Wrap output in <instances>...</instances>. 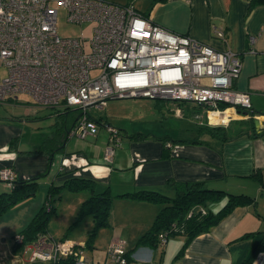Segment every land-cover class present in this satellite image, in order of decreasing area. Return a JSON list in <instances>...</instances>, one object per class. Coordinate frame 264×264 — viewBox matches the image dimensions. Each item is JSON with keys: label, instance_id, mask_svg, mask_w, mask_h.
Masks as SVG:
<instances>
[{"label": "crops", "instance_id": "1", "mask_svg": "<svg viewBox=\"0 0 264 264\" xmlns=\"http://www.w3.org/2000/svg\"><path fill=\"white\" fill-rule=\"evenodd\" d=\"M146 1L145 8L144 5L141 9L133 6L153 23L216 50L230 49L238 55L242 66L233 85L248 92L250 109L257 113L254 117L260 122L256 131H264V3L251 6V0ZM214 27L222 29L224 38L215 35ZM250 37H253L252 41ZM45 109L56 116L64 114L60 150L52 154L31 152L37 150L42 140L51 136L54 130L33 148H23L20 143L13 142L21 129L14 123L0 122V168H12L17 180L38 177L37 183L44 186L79 176L91 179L96 192L108 189L113 197L108 227L116 223L117 206L132 211L128 218L118 222L128 226L129 230L114 231L107 237L108 243L123 242L127 251L135 247L126 264H241L256 245L262 247L251 264H264V202H260V199L264 200V134L224 141L217 136L193 139L146 136L140 131L133 133L115 127L121 138L111 164L102 160L109 137L104 128L108 124L105 119L92 117L87 112V125L89 122L92 125L86 136L88 139L84 137L81 142L69 134L81 114L79 109H74L70 122L64 107ZM178 113L182 115V112ZM99 125L104 129H99ZM169 180L205 181L208 187L247 194L254 201L234 207L210 230L194 236L184 249L183 235L169 236L164 244L159 243L156 247L136 246L161 204L120 194L153 190L172 196L175 191ZM8 190L3 188L2 191ZM79 241L84 243L82 238ZM92 244L97 245L96 242ZM9 260L14 264V259ZM2 262L5 264L4 260ZM104 264L110 263L105 261Z\"/></svg>", "mask_w": 264, "mask_h": 264}, {"label": "built area", "instance_id": "2", "mask_svg": "<svg viewBox=\"0 0 264 264\" xmlns=\"http://www.w3.org/2000/svg\"><path fill=\"white\" fill-rule=\"evenodd\" d=\"M59 10L71 23H88V32L60 35ZM213 32L224 38L222 29L214 27ZM241 66L234 51L216 50L155 24L132 3L0 0V102L26 93L37 107L79 109L69 134L80 138L90 133L87 110L102 108L113 98L190 101L205 109L209 122L210 112L250 109L248 92L233 85ZM105 126L109 137L103 158L112 162L121 137L117 128ZM16 179L12 168H0V180L7 186ZM21 239L14 237L16 243ZM165 241L160 239L161 244ZM27 245L31 261H51L73 252L80 264H91L83 254L84 243L40 234ZM125 251L123 242H112L108 256L126 264Z\"/></svg>", "mask_w": 264, "mask_h": 264}, {"label": "rangeland", "instance_id": "3", "mask_svg": "<svg viewBox=\"0 0 264 264\" xmlns=\"http://www.w3.org/2000/svg\"><path fill=\"white\" fill-rule=\"evenodd\" d=\"M112 1L127 4L129 0ZM132 2L136 8L141 9L143 5L145 8L147 1L133 0ZM88 26V23L75 24L67 21L65 12L59 10L57 31L60 35L77 36L80 33L88 32ZM92 73H95V71ZM17 96L18 98L15 101L0 102V122L17 125L21 129V134L16 135L17 137L13 142L20 143L23 148H33L40 142L43 136L48 135L57 126L60 128L63 125L64 114L56 116L51 114V110L49 109L33 107L32 98L26 93H19ZM74 109L72 107L67 110V114H69L68 122L71 121L76 111ZM60 111L63 112L62 109ZM87 112L95 118L101 116L102 119L107 121L108 125L119 127L122 131L126 130L133 133L140 131L146 136L163 137L170 135L171 138L188 137L192 139L211 136L208 131L200 129V124L209 122L207 121L205 109L190 101L179 102L141 96H128L108 99L104 107L89 108ZM178 112H182V115L180 116ZM234 119H243V116L240 113H234V116L229 120L227 119L226 122H209V124L226 126ZM91 125V122L86 125L87 130L91 128ZM232 125L239 124L232 123ZM97 127L102 130L106 128V126L103 128L101 125ZM74 139H79L82 142L85 138L74 135ZM86 139L88 138L86 137ZM102 160L105 163L112 164L113 162H107L105 159ZM61 184L63 182L58 184L52 183L47 186L37 183L34 195L0 212V261L11 258L14 259V264H46L44 261L30 260L32 249L28 245L24 247L23 251L14 255L12 253L14 236L29 223L35 213L46 202L50 186L53 185L55 187ZM3 188L8 189L9 187L0 181V192ZM88 193L87 190L72 191L66 187L59 188V191L54 190L51 202L55 209L46 223V231L54 239H69L79 242V244L81 243L79 239L82 238L84 240L83 254L87 259L92 260L93 264H104L105 261L110 264H121L108 256L110 243H108L107 237L114 231L121 229L123 231L129 230L128 226H123L118 222L128 218L132 211L121 209L117 206L115 210L117 224L115 223L111 227L103 226L94 229V223L90 214L77 218L80 204L87 198ZM224 202V198L220 199L216 203L211 204L210 208L217 210ZM260 202L262 203L264 200L260 199ZM122 205L126 206V204ZM125 212L128 213L125 215ZM91 235L93 238L92 243L96 242L97 245L85 244V242H89L88 240Z\"/></svg>", "mask_w": 264, "mask_h": 264}, {"label": "trees", "instance_id": "4", "mask_svg": "<svg viewBox=\"0 0 264 264\" xmlns=\"http://www.w3.org/2000/svg\"><path fill=\"white\" fill-rule=\"evenodd\" d=\"M260 3H264V0H251V6ZM224 108L225 106H221V109ZM68 109L70 108L64 107V110ZM244 111L247 116L246 118L234 119L226 126H215L208 123L200 124V129L206 130L211 136H217L224 141L237 139L245 135L255 137L264 134V131L257 132L254 127L253 117L257 113L251 109H242L240 114H243ZM232 123L239 125L234 126ZM58 127H56L51 136L42 140L37 150L31 152L52 154L60 150L63 142V138L60 139V130L63 127ZM37 179L38 177L27 180L16 179L8 191H1L0 212L34 195ZM168 183L174 187L175 192L172 196L164 195L153 190H139L120 194L121 196L159 202L162 205L150 227L138 238L136 246L148 245L156 247L162 237H165L167 240L169 236L183 235L185 239L182 249H184L194 236L210 230L231 212L234 207L249 204L254 201V198L247 194H235L223 189L208 187L205 181L179 182L169 180ZM61 187H66L72 191L87 190L89 192L88 196L80 204L77 218L90 214L94 223V229L109 226L113 197L108 192V189L102 192H96L91 179L79 176L70 177L61 185L55 187L53 185L50 186L46 202L35 213L29 223L17 233V235L21 236L22 241L19 243L14 241L12 250L14 255L20 253L24 246L34 241L38 235L48 234L46 231V223L55 209L51 202L53 191H59ZM223 198L225 202L220 208L217 210L210 208L211 204ZM92 239L91 235L88 240L89 242H85V244L92 245ZM261 247L262 245L253 247L241 264H251L255 254ZM134 248L125 251L124 256L127 261L129 260V254ZM44 262L46 264H80L77 255L73 252L68 255H59L54 260Z\"/></svg>", "mask_w": 264, "mask_h": 264}, {"label": "bare ground", "instance_id": "5", "mask_svg": "<svg viewBox=\"0 0 264 264\" xmlns=\"http://www.w3.org/2000/svg\"><path fill=\"white\" fill-rule=\"evenodd\" d=\"M233 109H227L224 113L210 112L209 120L210 122H226L229 119V116H234Z\"/></svg>", "mask_w": 264, "mask_h": 264}, {"label": "water", "instance_id": "6", "mask_svg": "<svg viewBox=\"0 0 264 264\" xmlns=\"http://www.w3.org/2000/svg\"><path fill=\"white\" fill-rule=\"evenodd\" d=\"M240 111H241V110L238 109V110H236V113L239 114ZM243 114H245V111L243 112ZM253 122H254V127H255V128H259V126H260V122H259V119H258L257 117H254V118H253ZM4 262H5V264H11V261H10L9 259H5Z\"/></svg>", "mask_w": 264, "mask_h": 264}]
</instances>
